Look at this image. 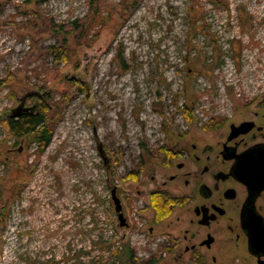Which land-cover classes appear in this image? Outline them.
I'll list each match as a JSON object with an SVG mask.
<instances>
[{
    "label": "rangeland",
    "instance_id": "rangeland-1",
    "mask_svg": "<svg viewBox=\"0 0 264 264\" xmlns=\"http://www.w3.org/2000/svg\"><path fill=\"white\" fill-rule=\"evenodd\" d=\"M221 1L230 12L212 0H105L110 20L75 38L67 62L50 48L54 29L83 26L89 0H0V264H127L128 249L137 264H188L168 248L189 215L157 218L141 198L121 226L111 189L124 198L128 175L158 147L207 135L237 100L264 96V0ZM16 81L23 91L11 98ZM39 87L51 92L54 124L41 153L33 136L5 143L2 123ZM39 105L28 98L25 113Z\"/></svg>",
    "mask_w": 264,
    "mask_h": 264
},
{
    "label": "flooded vegetation",
    "instance_id": "flooded-vegetation-1",
    "mask_svg": "<svg viewBox=\"0 0 264 264\" xmlns=\"http://www.w3.org/2000/svg\"><path fill=\"white\" fill-rule=\"evenodd\" d=\"M206 128L207 135L158 147L128 175L133 189L124 198L116 185L111 189L112 201L116 189L126 227L135 201L144 198L152 207L155 194L189 215L188 228L169 243L178 261L220 264L235 257L243 264H264V96L237 100L228 119Z\"/></svg>",
    "mask_w": 264,
    "mask_h": 264
},
{
    "label": "trees",
    "instance_id": "trees-1",
    "mask_svg": "<svg viewBox=\"0 0 264 264\" xmlns=\"http://www.w3.org/2000/svg\"><path fill=\"white\" fill-rule=\"evenodd\" d=\"M29 1L31 2L34 0ZM36 1L39 2L40 0ZM104 1L105 0H89V14L86 16V22L83 24V26H79L78 22H75L73 23L74 27H72L71 30H65L61 27H55L54 32L57 34V36L60 35L61 38L60 41L58 40L56 44L54 46H51L50 48L57 57L60 55L61 60L63 58L68 62V60H70L71 58L70 55H68L67 58V55L65 56V53L67 51L69 54L70 52H72V43H75V38L79 41L80 38H88V36L92 33H94L96 37L99 35V30H95L96 25L100 24L99 26L103 27L110 20V15L106 16L102 8ZM212 2L216 5L223 6V8H226V10L230 12L229 5L223 3L221 0H212ZM76 32H78L79 36L76 35ZM56 48L58 50H56ZM122 66H126V63L123 59ZM58 71V67H56V78L59 76ZM2 84L9 85V79L4 80ZM14 84L15 85L10 86L12 90L10 92L11 98H17L18 94H21V91H23L20 89L22 86L21 82L16 81L14 82ZM45 89V87H39V91H37L38 95L32 96L33 98H37L40 103L39 110L36 113H23L17 118L11 117L9 119L4 118L2 120L4 128L8 135L7 139L4 141L5 143L8 142L7 140L9 138H14L16 139V141H19L20 139H23L27 136H33V140L38 145L37 151L39 153L45 151V149H47L51 144L53 139L54 124L50 120V113L53 109L50 101L52 102L53 97L52 95L50 96L51 92H46ZM193 120L194 119H192V121ZM151 206L156 213L157 218L160 219H164L172 211L165 196L159 194H155L154 196H152ZM128 250L126 252L127 264H137L134 260L135 252L133 250ZM158 261L159 259L151 258L142 264H157Z\"/></svg>",
    "mask_w": 264,
    "mask_h": 264
},
{
    "label": "water",
    "instance_id": "water-1",
    "mask_svg": "<svg viewBox=\"0 0 264 264\" xmlns=\"http://www.w3.org/2000/svg\"><path fill=\"white\" fill-rule=\"evenodd\" d=\"M34 95H38V92H37V91H31V92H28V93L25 95V97H24L23 101L21 102L20 106H19L16 110H14V111L12 112L11 116H12L13 118H17V117L21 116V114H22L24 111L26 112V110H25V108H24V106H25V102H26V100H27L28 98H30V97H32V96H34ZM19 152H21V149L19 150ZM99 152H100V155H101L102 159L106 162L105 151H104V149H103V144H101V143L99 144ZM112 195H113V201H114V203H115V210H116V212L118 213V216H119L120 224H121L122 226H125L127 223H126V219H125V217H124V215H123V209H122L121 201H120V199L116 196V189H114V190L112 191Z\"/></svg>",
    "mask_w": 264,
    "mask_h": 264
},
{
    "label": "bare ground",
    "instance_id": "bare-ground-1",
    "mask_svg": "<svg viewBox=\"0 0 264 264\" xmlns=\"http://www.w3.org/2000/svg\"><path fill=\"white\" fill-rule=\"evenodd\" d=\"M35 96V95H34ZM38 215L43 218L45 221H49L51 219V214L49 211H47L46 209H44L43 207H40L38 209Z\"/></svg>",
    "mask_w": 264,
    "mask_h": 264
}]
</instances>
